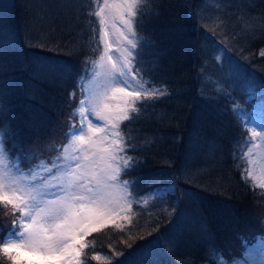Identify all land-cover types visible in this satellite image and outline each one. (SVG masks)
I'll use <instances>...</instances> for the list:
<instances>
[{"label": "trees", "instance_id": "obj_1", "mask_svg": "<svg viewBox=\"0 0 264 264\" xmlns=\"http://www.w3.org/2000/svg\"><path fill=\"white\" fill-rule=\"evenodd\" d=\"M204 2L141 0L133 73L166 93L137 103L139 113L121 129L126 154L137 161L125 178L133 192L153 197L130 223L89 236L84 264H219V257L241 259L264 234V192L245 178L239 157L251 130L238 111L250 107L242 86L264 99V0H241L245 17L228 4L229 18H220L236 22L237 31L243 18L252 24L244 29L254 59L245 62V82L235 84L230 76L218 81L232 58L218 62L212 53L223 47L204 28L216 25L201 16ZM98 3L0 0V131L11 157L35 164L70 141L81 80L102 47ZM12 211L0 203V238L14 227ZM0 264H10L2 253Z\"/></svg>", "mask_w": 264, "mask_h": 264}, {"label": "snow or ice", "instance_id": "obj_2", "mask_svg": "<svg viewBox=\"0 0 264 264\" xmlns=\"http://www.w3.org/2000/svg\"><path fill=\"white\" fill-rule=\"evenodd\" d=\"M140 3L141 0H120L119 4L111 5L119 13L123 27L119 29L120 47L113 49L106 38L107 32L100 37L104 44L101 59L107 61L101 67L107 79L93 100L91 115L97 123L88 119L85 124L82 119L79 129L70 133L72 143L63 148L64 155L57 156L52 166L44 167L42 172L31 173L29 183L21 184L28 179L23 175L10 177L0 172V203L5 207L11 205L13 210L14 227L7 233L9 238H0V253L10 264H84L81 256L88 247L86 237L113 220L115 214L131 208L128 189L121 186L120 176L137 161L120 155L125 152L120 123L132 120L131 113H139L135 107L138 102L158 100L166 93L165 89L154 86L133 87V52L129 48L138 47L133 24ZM107 8L109 3L105 0L104 7L96 15L100 16ZM125 44L128 47H123ZM111 51L120 53L119 61L109 54ZM261 55L264 56V52ZM117 94L120 103L110 104L108 101L117 99ZM87 112L81 107L79 115L86 117ZM100 133L103 135H97ZM259 135L252 131L253 137ZM4 138V131H0V153ZM104 143L108 147L97 148ZM251 175L247 172L248 177ZM6 180L11 195L4 191ZM259 186L264 188V184ZM232 264L242 262L233 261Z\"/></svg>", "mask_w": 264, "mask_h": 264}, {"label": "rangeland", "instance_id": "obj_3", "mask_svg": "<svg viewBox=\"0 0 264 264\" xmlns=\"http://www.w3.org/2000/svg\"><path fill=\"white\" fill-rule=\"evenodd\" d=\"M205 0L204 4L201 7V16H204L206 13V18L210 19L212 16L215 19L216 25H210V24H204V28H208L211 31L212 34V43L219 42L221 44L222 49H214L213 54H217V60L218 62L224 61L223 57L226 53L229 54L231 60V64L229 65L228 71H226L225 75H219L216 73V70L212 69V72L217 74V78L219 82H225L224 79H227V76H230L229 83L235 84V82L238 83L240 81H244L243 78V72H246L248 65L245 62L251 63L253 62L254 57L251 56L249 52L250 44L248 40V36L245 33V28L252 27V24L247 20V18H244L241 20V23L244 25V27L239 31H237L239 28L236 26V22L233 23L228 20L221 21L220 18L226 17L229 18L230 14L227 10V6L234 5L236 9H234L235 12L238 11L239 16H244V6L241 5V0ZM221 2V3H219ZM105 0H99L98 3V9L97 12H100V9L104 7ZM109 8L105 9L104 13H101L100 16H97L98 19H100V26L102 29V36L105 32L108 33L107 39L109 40L110 44L112 45L113 49L116 47H120L118 43V36H119V29L123 27V25L120 23L119 19V13L116 9L112 8L111 5L113 4H119L120 0H108ZM138 9V8H137ZM225 19V18H223ZM103 20V23L101 21ZM236 21H239L236 19ZM136 17L134 18V31L136 32ZM238 24V23H237ZM249 25V26H248ZM239 26V24H238ZM248 26V27H247ZM238 33V34H237ZM136 39L137 43L139 42L138 35L136 32ZM102 47L100 48L99 54L96 58H94L89 65L88 72L84 74L82 78V83L84 86V95H83V101L84 104L81 105V107L88 110L86 117H80V120H84V123L87 124V120L91 119L93 123H97V120L95 116L91 115V111L93 108V100L96 93L102 90L107 77L105 76V70L101 67L102 63H107L106 58L102 60L101 58L104 56V44L101 40ZM211 43H208L207 41L202 43V50L206 49L210 51ZM123 47H128L126 44ZM138 48V47H137ZM130 51L133 52V60H132V69L134 66V59L137 53V49L132 50L129 48ZM109 54L113 56L114 59L120 60V53L116 51H111ZM260 67V66H258ZM257 68V67H256ZM87 69V68H86ZM252 73H255L256 69L253 67L251 68ZM135 76V82L133 84V87H137L139 85H143L144 87H148L146 84H142V82L138 79L137 74L133 73ZM213 74V75H214ZM215 76V75H214ZM216 79V78H215ZM217 80V79H216ZM124 86V85H120ZM242 89H246L247 92V100L250 104V107L240 106L238 108L239 114L243 118V123L245 127H248L251 131L247 135L245 142H241V148H243L245 145V151L243 153L242 159L247 162V172H251V177L246 176V178L253 182L257 187H260V184H264V99L260 95V93L255 90L254 88H249L247 85L242 86ZM129 90H132L130 87ZM119 94H117V99L115 100H109L108 102L112 105H116L120 103L119 100ZM139 103V102H138ZM137 105V104H136ZM135 105V107H136ZM132 114V113H131ZM125 122V121H124ZM120 123V131L123 134V138L125 141L124 147L125 152L120 153L121 156H128L126 154L127 149V140L124 135V132L122 131V125L123 123ZM80 127V125H79ZM79 127L76 129L78 130ZM105 127H108L105 125ZM255 130L257 133H260L258 137L252 136V131ZM87 132V128L85 129ZM91 135V133H89ZM97 135H103L102 133ZM72 143V137L70 141L62 147L61 151L54 155L51 158L40 160L39 162L32 164L30 162L22 161L21 157H11L8 152L5 149L4 143H3V152L0 153V172L7 173L10 177H19L23 175L24 177H27L28 179L22 180L21 184L29 183L31 180V173L33 172H42L44 167H51L52 163L55 161L57 156H63V148L68 147ZM108 147L107 143L97 145V148H106ZM39 165V166H38ZM17 168L20 169V171H17ZM127 171V169L125 170ZM123 171L120 176V184L122 187H127L128 189V201L131 204V208H126L124 211L119 212L118 214H115L113 217V220H109L108 223L100 228L98 231L93 232L91 235L100 232L101 230L111 227V226H123L128 223H130L135 215L136 207L146 206L150 203L151 197H143L141 195L136 194L133 192L132 187L128 180L123 179L122 175L125 173ZM127 181V185L124 184V182ZM8 181H5V188L4 191L11 195L9 192V189L7 187ZM264 189V188H262ZM172 190V188H171ZM89 235V236H91ZM86 237V243L87 238ZM9 238V237H8ZM7 238V239H8ZM88 244V243H87ZM82 257V256H81ZM220 258V263L224 262V264H232L233 261L242 262V264H264V239L260 238L255 244L249 246L247 250L244 252L243 257L240 260H232L230 259L227 261L223 257Z\"/></svg>", "mask_w": 264, "mask_h": 264}]
</instances>
